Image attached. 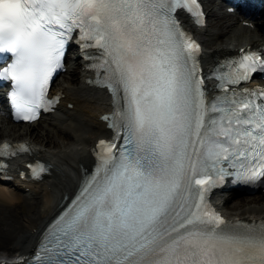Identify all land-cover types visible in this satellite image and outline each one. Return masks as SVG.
Wrapping results in <instances>:
<instances>
[{"label": "snow or ice", "instance_id": "obj_1", "mask_svg": "<svg viewBox=\"0 0 264 264\" xmlns=\"http://www.w3.org/2000/svg\"><path fill=\"white\" fill-rule=\"evenodd\" d=\"M179 8L205 22L199 0H0V78L17 119L56 103L49 84L71 41L112 103L111 139L20 264H264V219H227L208 200L228 177L264 186V88L229 87L264 73V57L242 49L210 70L209 94Z\"/></svg>", "mask_w": 264, "mask_h": 264}, {"label": "bare ground", "instance_id": "obj_2", "mask_svg": "<svg viewBox=\"0 0 264 264\" xmlns=\"http://www.w3.org/2000/svg\"><path fill=\"white\" fill-rule=\"evenodd\" d=\"M205 6L209 21L204 27L194 28L205 45L201 54L204 68L215 63V58L235 53L240 46L264 41L261 20H254L255 27L251 28L243 25L238 16L228 14L216 0H205ZM86 70L80 60L69 59L63 76L52 87L53 92L60 94L59 101L53 112L37 120L40 125L36 121L14 123L4 110L0 111V139H23L36 149L12 156L8 163L12 177L0 181V264H16L15 259L30 252L39 230L62 196L72 195L81 169L91 166L90 152L97 139L110 134L99 118L109 109V97L103 89L84 80ZM33 157L51 167L42 179L27 181L17 173L23 168V161ZM241 201L225 192L213 197V203L229 219H264V199Z\"/></svg>", "mask_w": 264, "mask_h": 264}, {"label": "rangeland", "instance_id": "obj_3", "mask_svg": "<svg viewBox=\"0 0 264 264\" xmlns=\"http://www.w3.org/2000/svg\"><path fill=\"white\" fill-rule=\"evenodd\" d=\"M204 46H205V45H204ZM72 65H74V64H72ZM63 74H64V73H63ZM63 74L60 75V76L54 81V84H53V85H55V84L59 81V79L63 76ZM39 123H40V121L36 122V125H37V124L40 125ZM232 197H233V199H240V200H242V201H241L242 203H246V202H250L249 200H251L253 197H260V198L264 199V192L256 193V194H250V195H246V194H238V195H234V196H232ZM232 197H231V198H232ZM230 203H231V201H230ZM232 204H233V202H232ZM21 208L23 209L24 206L21 205Z\"/></svg>", "mask_w": 264, "mask_h": 264}]
</instances>
